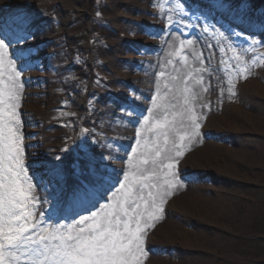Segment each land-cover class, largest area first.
<instances>
[{
    "label": "rangeland",
    "instance_id": "rangeland-1",
    "mask_svg": "<svg viewBox=\"0 0 264 264\" xmlns=\"http://www.w3.org/2000/svg\"><path fill=\"white\" fill-rule=\"evenodd\" d=\"M186 1L0 0V18L3 8L12 10L16 5L31 4L38 17L24 24L33 26L34 21H42L45 27L33 36L21 34L17 47L27 48L30 60L45 51L56 50L59 54L38 59L35 68L26 72L35 85L25 104L32 112L28 132L34 135L30 141L35 146L33 151H37L35 156L42 151L52 157L53 152L62 150L61 158L69 159L80 154V148L96 153L97 161L107 166L100 171L109 177L106 186L111 188L108 194H102L108 198L102 201V210L123 195V190L117 191L120 184L113 186L111 181L119 179L127 187V173L135 187L134 177L143 183L146 180L141 173L152 174L155 150L167 133V144L173 147L160 156L157 164L160 180L164 174V179L170 178L171 182L163 181L160 191H153L162 208L159 218L148 226L141 222L142 241L154 225L161 226L154 231L156 238L151 244L163 253L151 259L152 264H252L247 259L252 251L247 247L259 250L262 259L264 251L255 244L236 240L245 235L257 215L264 231V212L253 210L264 202L260 188L264 183V43H259L264 25L257 24L262 32L245 41L239 30L215 27L208 14H191ZM219 1L216 11L227 12L241 22L264 19L262 9L252 15L253 0ZM221 3L228 7H220ZM178 21L180 25H176ZM185 22L191 32L189 39L176 33V27H183ZM103 29L115 36L105 39L100 34ZM195 32L202 33V42L197 41ZM26 36L30 38L24 40ZM39 43L43 44L40 50L34 48ZM200 43L210 48L219 67L220 109L215 115L210 111L202 115L210 87ZM7 61L8 53L0 68V91L4 92L12 74ZM74 62L79 66L69 70ZM18 80L15 78V85H19ZM248 81L252 83L246 86ZM93 90L99 94L113 91L132 104L134 111L97 98ZM238 90L242 91L241 98ZM59 106L66 109L52 111ZM85 106L88 113L84 112ZM95 107L103 113L99 115ZM137 112L147 115L139 118ZM165 117L168 124L160 127ZM192 117L200 125L196 130ZM55 125L60 129H54ZM193 131L198 134L190 135ZM181 136L185 138L181 140ZM70 143L76 145L72 150L68 148ZM144 148L148 151L138 156ZM178 150L182 155H177ZM143 157L149 159V172L144 170L147 165L140 164ZM178 160H185L186 166L181 169L188 180L184 185L176 172ZM169 163L174 165L170 177L166 176ZM194 171L202 173L197 176ZM171 196L176 199L166 208L164 203ZM165 226H169V237L162 232ZM145 254L143 251L140 255V264Z\"/></svg>",
    "mask_w": 264,
    "mask_h": 264
},
{
    "label": "snow or ice",
    "instance_id": "snow-or-ice-1",
    "mask_svg": "<svg viewBox=\"0 0 264 264\" xmlns=\"http://www.w3.org/2000/svg\"><path fill=\"white\" fill-rule=\"evenodd\" d=\"M214 6H216L214 3L209 4V8ZM28 38L30 37L26 36L23 39ZM7 47L4 40L0 39V68L5 65ZM7 66L12 69L6 93L8 103L5 104L3 99L5 93L0 91V105H4L0 107V264H4L6 259L9 260V264L18 261V252L28 257L31 264H140L139 257L144 251L142 248L144 229L141 227V221L146 226L150 225L159 218L158 214L162 212V208L156 203V194L151 191L156 185L141 183L134 177L133 180L136 182L134 187L127 173H124V180L129 182L127 187L120 183L119 179L116 180V183L120 184L117 191L123 190V195L117 196L112 204L104 205L100 212H92L91 216H81L76 225L67 227L66 231L56 228L48 232L47 229L33 224L32 229H38L36 233L38 239L34 237L28 223L33 215L28 210L32 202L26 193H35V188L23 164L21 137L17 127L20 121L15 111L17 106L15 78H18L20 73L15 71L12 61H7ZM191 119L194 130L198 129L200 125L195 122L194 117ZM167 124L165 117L160 127H166ZM196 134L198 133L193 131L190 135ZM184 138L181 136L180 139ZM164 143H168L167 133L164 134ZM83 155L85 167L91 165L92 161L87 153ZM177 155L180 156L182 153L178 150ZM160 156L161 149L157 146L152 160L153 172L150 176L141 173L144 180L156 175L155 166ZM148 163L147 157L140 160V164ZM93 166L96 167V174L89 178V184L98 191L107 184L106 173L100 171L99 164ZM167 167L171 169L174 165L169 163ZM48 171L57 176L60 174V165H54ZM145 188L149 189L147 198L142 194ZM89 192L90 189L87 187H80L74 192V196L85 197ZM32 201L39 203L34 194ZM92 206L96 207V204ZM40 211L42 216V209Z\"/></svg>",
    "mask_w": 264,
    "mask_h": 264
},
{
    "label": "bare ground",
    "instance_id": "bare-ground-1",
    "mask_svg": "<svg viewBox=\"0 0 264 264\" xmlns=\"http://www.w3.org/2000/svg\"><path fill=\"white\" fill-rule=\"evenodd\" d=\"M174 38L175 39H177V37L176 36H174ZM175 41V40H174ZM118 72H119V70H118ZM127 78V77H126ZM252 82H246L245 83V85L246 86H248V85H250ZM262 92H264V88L262 89ZM208 98H209V100H210V93H208ZM148 151V148H144L142 151H140V152H138V156L140 155V154H142V153H144V152H147ZM193 156H196V154L195 155H193ZM93 188H95L94 186H93ZM182 197H184V195L182 196ZM175 201V199L173 200V202ZM169 226H165L164 228H163V234H165V236H170V232H168V231H166V229L168 228Z\"/></svg>",
    "mask_w": 264,
    "mask_h": 264
},
{
    "label": "trees",
    "instance_id": "trees-1",
    "mask_svg": "<svg viewBox=\"0 0 264 264\" xmlns=\"http://www.w3.org/2000/svg\"><path fill=\"white\" fill-rule=\"evenodd\" d=\"M260 223H261V222H260ZM257 228H260V227L258 226ZM260 231H261V228H260ZM262 232H264V231H262Z\"/></svg>",
    "mask_w": 264,
    "mask_h": 264
}]
</instances>
